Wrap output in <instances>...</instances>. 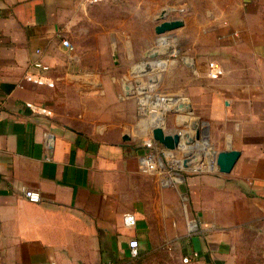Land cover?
<instances>
[{
  "label": "crops",
  "instance_id": "obj_1",
  "mask_svg": "<svg viewBox=\"0 0 264 264\" xmlns=\"http://www.w3.org/2000/svg\"><path fill=\"white\" fill-rule=\"evenodd\" d=\"M85 5L92 4L0 0L3 264H124L131 239L139 240L140 257L177 235L186 264H225L243 230L264 236V0L173 3L183 12L176 36L184 46L200 57L215 55L206 74L212 80L201 81L195 105L206 111L210 143L216 151L241 153L229 173L194 176L170 166L154 175L141 171L147 148L129 130L135 107L120 97L127 78L90 67L96 55L81 50ZM159 8L153 0L146 12ZM36 60L51 67L54 87L27 79ZM212 65L221 70L216 78ZM211 145L202 148L214 165ZM25 190L42 200L28 201ZM128 212L136 216L132 227L123 221Z\"/></svg>",
  "mask_w": 264,
  "mask_h": 264
},
{
  "label": "rangeland",
  "instance_id": "obj_2",
  "mask_svg": "<svg viewBox=\"0 0 264 264\" xmlns=\"http://www.w3.org/2000/svg\"><path fill=\"white\" fill-rule=\"evenodd\" d=\"M152 1L109 0L85 5L81 10L84 14V18H81L83 27L79 31L81 50L85 54L96 55L94 61L88 62L90 67L111 71L115 77L127 78V90L120 97L126 100L127 105L135 107V120L129 130L138 136L136 144L154 141V114H158V122L166 133H178L181 136L180 145L175 148L176 157L169 162L171 166H167V170L182 174L183 169L193 176L217 171L215 164L206 163V150L202 148L205 141L211 145L210 124L202 117L206 111L195 106L201 99L199 84L212 80L206 74L208 63L214 60L215 55L200 57L193 49L184 46L176 36L177 29L157 34L154 26L156 22L162 21L160 17L163 12L166 20L183 18V12L178 8L173 10L175 0H159L160 8L152 15L146 12V6L151 5ZM174 50L177 51L174 53ZM104 56H109V60H105ZM164 64L167 65L165 69ZM161 97L168 100V107L160 104ZM206 98L207 94L204 93L203 99ZM172 103L179 107L174 105V108ZM181 104L189 108H181ZM142 107L145 109L142 110ZM188 134L193 138L187 143ZM154 142L164 148L163 144ZM185 143L187 145L184 147ZM215 151L216 148L211 145L210 153L214 154ZM197 156L200 157V165L196 164ZM180 202L182 216L185 217L183 199ZM241 233L236 247L227 254L224 263L264 264V236L250 230ZM182 241L183 238L177 235L169 243L162 242L159 250L138 258L128 256L123 262L186 264Z\"/></svg>",
  "mask_w": 264,
  "mask_h": 264
},
{
  "label": "built area",
  "instance_id": "obj_3",
  "mask_svg": "<svg viewBox=\"0 0 264 264\" xmlns=\"http://www.w3.org/2000/svg\"><path fill=\"white\" fill-rule=\"evenodd\" d=\"M104 0H85L87 4H97L103 2ZM63 45L69 48H72V45L68 39L63 40ZM39 52V51H38ZM35 72L30 73L27 77L28 80L40 84L47 85L49 87L55 86V81L52 77L48 75L51 67L46 64L42 60H36L32 64ZM221 74V70L217 69L214 65H212V77L216 78ZM162 101H168L165 97H161ZM160 100V98H159ZM30 107L33 105L29 104ZM145 146L147 148L146 152L140 159V169L143 173L147 175H154L166 170L169 162H172L176 155V149L170 150L166 147L159 148L158 145L152 140L145 142ZM166 150V151H164ZM25 198L33 203L40 202L42 200V196L39 192L33 190H25ZM123 221L126 226L132 227L136 224V216L134 213L128 212L123 216ZM129 252L132 258H137L139 256V240L131 239L129 241ZM185 262H189L190 258L185 257ZM0 264H3L2 259L0 258Z\"/></svg>",
  "mask_w": 264,
  "mask_h": 264
},
{
  "label": "water",
  "instance_id": "obj_4",
  "mask_svg": "<svg viewBox=\"0 0 264 264\" xmlns=\"http://www.w3.org/2000/svg\"><path fill=\"white\" fill-rule=\"evenodd\" d=\"M164 14V12L161 14L160 18L162 19V21L155 27V32L157 34H163L168 31H173L184 25V21L182 19H164ZM153 139L154 141L163 144L164 147L170 150H174L175 148H177L181 142L180 134L166 133L160 126L154 128ZM240 154V151L233 149L216 151L214 152L215 165L220 172L229 173L232 171L233 167L238 161ZM185 165L188 166L187 163H185Z\"/></svg>",
  "mask_w": 264,
  "mask_h": 264
},
{
  "label": "bare ground",
  "instance_id": "obj_5",
  "mask_svg": "<svg viewBox=\"0 0 264 264\" xmlns=\"http://www.w3.org/2000/svg\"><path fill=\"white\" fill-rule=\"evenodd\" d=\"M162 100H163V99H160L161 104L164 103V105H163V104H162V105H163L164 107H168L169 105L166 103V101H162ZM172 106H173V105H172ZM176 106H178V105H176ZM178 107H179V106H178ZM180 107H181V108H184V105L181 104ZM195 161L197 162V163H196L197 165L200 163V160H199V159H196ZM195 166H196V165H195Z\"/></svg>",
  "mask_w": 264,
  "mask_h": 264
}]
</instances>
